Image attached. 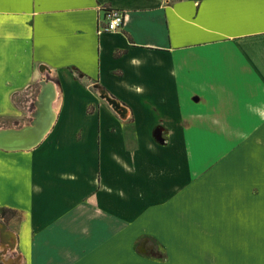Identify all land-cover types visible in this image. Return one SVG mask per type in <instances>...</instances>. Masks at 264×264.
<instances>
[{"label":"crops","instance_id":"0c3cea01","mask_svg":"<svg viewBox=\"0 0 264 264\" xmlns=\"http://www.w3.org/2000/svg\"><path fill=\"white\" fill-rule=\"evenodd\" d=\"M40 96L1 264H264V0H0V127Z\"/></svg>","mask_w":264,"mask_h":264},{"label":"water","instance_id":"95a60500","mask_svg":"<svg viewBox=\"0 0 264 264\" xmlns=\"http://www.w3.org/2000/svg\"><path fill=\"white\" fill-rule=\"evenodd\" d=\"M99 95L109 104L118 114L124 116V107L112 96H110L105 90L99 89ZM48 104V113L43 121H40L39 109L41 110L42 98L38 97L37 110L33 114V118L29 123L20 126L19 128H0V148L4 150H28L37 145L44 135L50 129L52 122V112L50 111V103L53 97H50ZM55 117V113H54ZM51 123V124H50ZM6 229V224L0 220V232ZM2 260V257H0Z\"/></svg>","mask_w":264,"mask_h":264},{"label":"built area","instance_id":"2783aa9c","mask_svg":"<svg viewBox=\"0 0 264 264\" xmlns=\"http://www.w3.org/2000/svg\"><path fill=\"white\" fill-rule=\"evenodd\" d=\"M104 25L99 26L97 32H114L122 28L124 15L122 11L115 8H106L104 14Z\"/></svg>","mask_w":264,"mask_h":264},{"label":"bare ground","instance_id":"6f19581e","mask_svg":"<svg viewBox=\"0 0 264 264\" xmlns=\"http://www.w3.org/2000/svg\"><path fill=\"white\" fill-rule=\"evenodd\" d=\"M42 97V96H41ZM44 101V100H43ZM46 103H48V102H46ZM44 104H45V102H44ZM47 109H46V111L48 112V105H47V107H46ZM51 109H52V111H53V113H52V119H54V113H55V111H54V109H53V107L51 106ZM44 111V110H43ZM51 111V110H50ZM51 111V112H52ZM38 113H40V112H38ZM42 113H40L39 115H40V118L42 117V115H41ZM42 121H43V119H42ZM51 124V123H50Z\"/></svg>","mask_w":264,"mask_h":264},{"label":"rangeland","instance_id":"374dc122","mask_svg":"<svg viewBox=\"0 0 264 264\" xmlns=\"http://www.w3.org/2000/svg\"><path fill=\"white\" fill-rule=\"evenodd\" d=\"M1 128V127H0ZM9 213L4 214V217L8 218ZM2 221V220H1ZM3 222V221H2Z\"/></svg>","mask_w":264,"mask_h":264},{"label":"trees","instance_id":"16d2710c","mask_svg":"<svg viewBox=\"0 0 264 264\" xmlns=\"http://www.w3.org/2000/svg\"><path fill=\"white\" fill-rule=\"evenodd\" d=\"M2 213H0L1 214V216H3L4 217V210L3 211H1ZM4 218H6V217H4ZM1 264V263H0Z\"/></svg>","mask_w":264,"mask_h":264}]
</instances>
